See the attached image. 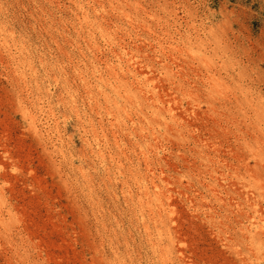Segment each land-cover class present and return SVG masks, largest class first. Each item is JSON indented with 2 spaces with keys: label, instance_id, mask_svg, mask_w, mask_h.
I'll list each match as a JSON object with an SVG mask.
<instances>
[{
  "label": "rangeland",
  "instance_id": "rangeland-1",
  "mask_svg": "<svg viewBox=\"0 0 264 264\" xmlns=\"http://www.w3.org/2000/svg\"><path fill=\"white\" fill-rule=\"evenodd\" d=\"M86 1L0 0V22L27 43L38 69L16 70L0 47V264H264V0ZM122 46L138 73L117 70L139 99L126 111L136 119L160 109L149 102L152 93L140 99L138 80H148L159 98L177 100L179 122L152 120L141 132L129 121L128 130L115 131L118 147L105 121L103 149L121 160L119 171L107 156L81 154L75 111L58 100L62 71L45 70L38 58L45 53L53 63L73 54L103 69L82 70L86 76L113 81L104 60L115 61ZM37 85L49 92L44 110L53 102L59 132L31 103ZM140 177L164 188L166 208L153 204L149 214V206L124 200L123 182L136 195Z\"/></svg>",
  "mask_w": 264,
  "mask_h": 264
},
{
  "label": "bare ground",
  "instance_id": "bare-ground-1",
  "mask_svg": "<svg viewBox=\"0 0 264 264\" xmlns=\"http://www.w3.org/2000/svg\"><path fill=\"white\" fill-rule=\"evenodd\" d=\"M84 1V0H83ZM86 1V0H85ZM95 1V0H94ZM98 1V0H97ZM79 2V1H78ZM88 2V1H86ZM75 3V2H74ZM97 3V2H96ZM76 4V3H75ZM100 4V3H99ZM78 10H83V7L80 6V4H78ZM84 6V5H83ZM90 6V4L88 5V7ZM100 5H98L99 7ZM103 5L101 4V8ZM114 6V5H113ZM112 7V6H111ZM77 8V7H76ZM105 8V7H104ZM113 8V7H112ZM123 8V7H122ZM92 9H94L96 12L98 11L97 10V7L92 5ZM114 9V8H113ZM84 10H85V7H84ZM104 10V9H103ZM88 11V10H87ZM94 11V12H95ZM102 11V10H101ZM120 11H123V10H120ZM74 12V11H73ZM125 11H123L124 13ZM102 13V12H101ZM119 13V11H118ZM123 13L121 15H123ZM126 14V13H125ZM124 14V15H125ZM128 14V13H127ZM123 15V16H124ZM102 16V15H101ZM124 17H127L126 15ZM77 18H80V19H83L84 23L85 24H91L93 23L92 20H90V14L88 15L87 12H78L77 14ZM128 18V17H127ZM93 19V18H92ZM130 19V18H129ZM38 22H39V19H38ZM82 22V21H81ZM81 24V23H80ZM79 25V24H78ZM44 26V25H43ZM86 27V26H85ZM76 29V28H75ZM49 30V29H48ZM102 31V30H101ZM39 32V31H38ZM52 32V31H51ZM47 33V32H46ZM109 35V33H108ZM55 37V36H54ZM105 37V36H104ZM103 37V38H104ZM110 38V37H109ZM40 40V39H39ZM89 40L91 41V44L96 47L97 46V41L94 37H91L89 38ZM113 40H116L114 39L113 37ZM108 41V39H107ZM111 41V40H110ZM52 42V45L54 44L55 47L57 48L58 52L61 53V51L59 50L58 47H60L58 45V40H56L55 38H53L51 40ZM113 42V41H112ZM29 43V42H28ZM114 43V42H113ZM49 45V44H48ZM111 46V45H110ZM0 47L4 50V52L8 55V57H10L12 60H14L16 62V65H17V68L16 70H38L37 69V65H36V57L34 58L31 53H30V50H29V47L27 46V43H25L24 41H19L18 40V37H16V35L14 34V32H11V30H9L5 25H3V23L0 22ZM115 47V45H114ZM113 48V47H112ZM77 52V51H76ZM98 52V51H97ZM37 53V52H36ZM115 55H116V60H110V59H105L104 60V70H108L107 73L109 76H111L112 78H114L113 81H110V80H106L104 79L103 77V74H98V75H95L94 78H90V76H86L84 72H82V70H103L101 68H98L96 67L95 65H92L91 67H87V65L83 64V60L80 61V60H76L77 58L73 56V54H66L67 55V61L69 63V65L66 64V60L62 61L59 60V59H56V61H54L53 63H49V59L46 57L45 53L44 54H40L39 55V58H38V62L41 63V65L43 66V68L45 70H61L62 71V77L61 78V81H58L57 79V83H61V87L59 89V92L57 95L59 97V101L61 102H64L66 104H68V106L70 107L71 110L75 111L74 113L76 114L77 116V123H78V127L79 129L81 130V134H82V137L83 138V144H84V151L82 150L81 154L84 156V158H86V154L88 153L89 154V151L90 153L94 156V157H100L102 160L106 159V156L109 157L110 159H112V162L113 163H117L120 159H118L117 155L115 158L114 156H112L111 153L109 154H106V151L103 149V146L104 144L107 142L105 140H107L106 135L104 136H100V132H103L105 131V121H108L110 126H111V129L113 130V135L115 136V145H117L118 147L120 146L119 144V141L116 137V134L117 132H115L116 130H118L119 128L121 129L122 126H125L124 127V131L125 130H128L127 127V123L130 121L132 122L133 124L132 125H138L139 126V130L141 132H145L146 131V124L145 123H153L151 122L152 120H156V121H159V123L163 122V124H171L174 122L177 124V121L179 120V118L177 119L176 117L178 116H174V112L175 110L173 109V106H172V103H174V105L178 104L175 102H177V100L175 101L174 98H172L174 101H172V99L168 100V101H165L162 97L159 98L158 96V93H155L153 91V89L148 85V80H138V84L139 85H142L143 86H140V91H139V88L137 89L136 87L134 89H136L137 91H139V94L142 93L143 96L144 94L146 95H149L150 93H152L151 95V100L152 101H149L151 103L156 104V106L158 105H161V107L165 106L166 107H160V109L156 108L154 109V111H152V117H148L149 114L151 113V111L149 112V114H147L146 116V113L145 115H142L141 114H138L137 111L136 113L138 115L136 116H139L137 117L136 119L134 117L131 116V114H129L127 111H126V108H127V102L131 101L132 100V97L135 96V93L133 94V96H131V91L130 89L131 88H126L122 82L120 80H118V75L120 73L117 72V70L121 71L123 74L128 72L129 74H132V78H135L137 79V74L136 72H133L135 69L132 65V62L136 61L134 60L135 58V55L133 54V52H130L127 50L126 47L122 46L120 48H117V50L114 51ZM79 55V54H78ZM54 56V55H53ZM38 57V56H37ZM100 57V55H99ZM95 58V57H94ZM207 60V59H206ZM85 61V60H84ZM99 61V60H98ZM21 65V66H20ZM63 70H74V75L76 78L74 79H69V77L67 76V72L66 71H63ZM137 70V69H136ZM97 73V72H96ZM103 73V72H102ZM90 74V73H89ZM128 74V75H129ZM107 75V74H106ZM141 78V77H140ZM56 79L54 78V81ZM135 81V80H134ZM148 82V83H147ZM153 82V81H152ZM147 83V84H146ZM23 84H26V83H23ZM150 84V83H149ZM154 84V83H153ZM152 84V85H153ZM28 85L30 84H27L26 86L28 87ZM137 85V84H136ZM129 87V86H128ZM132 87V86H131ZM26 88V87H25ZM47 88V87H46ZM44 88V89H46ZM155 88V87H154ZM49 89V88H48ZM80 89L84 91V96H82V94H80ZM157 89V87L155 88V90ZM27 90H29V88H27ZM36 98H30L31 103L33 104V107L34 108H37L39 109L40 113L43 112L44 113V109L46 108L45 106V101H43L44 98H46L45 96L46 95H49V92L46 91V94L44 95V90H43V87L41 85H37L36 87ZM47 90V89H46ZM49 91V90H48ZM53 91V90H52ZM134 91V90H132ZM157 91V90H156ZM31 93V92H30ZM53 93V92H52ZM164 93H162L163 95ZM30 95V94H29ZM165 95V94H164ZM163 95V96H164ZM141 96V94L139 95ZM32 97V95H31ZM82 98V102L84 101V104H86V106L88 108H86L87 110H84L83 112L80 110L79 108V102L80 100H78V98ZM136 97V96H135ZM56 98V97H55ZM137 98V97H136ZM142 98V96L140 97V99ZM167 98V97H166ZM168 98H170L168 96ZM47 99V98H46ZM85 99V100H83ZM144 99V97H143ZM136 100V99H135ZM135 100H133L132 102H134ZM137 100L139 101V99L137 98ZM150 100V99H149ZM58 101V102H59ZM137 101V103H138ZM141 101V100H140ZM146 102V100H144ZM143 102V101H141ZM143 102V103H145ZM52 103L53 102H48V110L45 111L47 113H49L51 116L50 118L52 119L53 121V124H54V127H53V130L56 131V132H59V127H58V120H57V116L55 114V111H54V108L52 106ZM136 103V101H135ZM58 104V103H57ZM82 104V103H81ZM80 104V105H81ZM140 104V103H139ZM147 103H145L144 105H146ZM151 104V105H153ZM131 105V104H130ZM129 105V106H130ZM148 105V104H147ZM146 105V106H147ZM133 105H131L132 107ZM82 107V106H81ZM141 107H144L142 106L141 104ZM149 108V105L147 106ZM145 108V107H144ZM166 108V109H165ZM150 110H152L151 108H149ZM163 109L165 112L167 110V113H164ZM128 110H130L128 108ZM132 110V109H131ZM130 110V111H131ZM136 111V110H135ZM144 111V110H143ZM142 112V111H141ZM145 112V111H144ZM42 113V114H43ZM131 113V112H130ZM134 113V112H133ZM143 113V112H142ZM48 115V114H47ZM97 115V117L95 118V116ZM151 116V115H150ZM47 120V119H46ZM49 120V119H48ZM161 121V122H160ZM33 122V121H32ZM179 122V121H178ZM156 123V122H155ZM34 124V122H33ZM131 124V123H130ZM149 124V125H150ZM172 124V125H173ZM158 125V124H156ZM52 126V125H51ZM151 126V125H150ZM168 126V125H167ZM129 127H134V126H129ZM159 127H162V126H159L158 125V128ZM164 129L166 126H163ZM176 127V125H175ZM107 128V127H106ZM110 128V127H109ZM149 128V127H148ZM153 128V127H152ZM50 129V128H49ZM166 129H168V127H166ZM149 130V129H148ZM131 131V130H130ZM136 130L134 129V132ZM159 131V130H158ZM157 131V136L158 134H160L159 132ZM91 132V138L89 137V133ZM148 132V131H146ZM120 133V132H119ZM138 133V131H137ZM111 134V133H109ZM131 134L130 132H128V135ZM149 134V133H148ZM152 135V131L150 133ZM153 134H156V133H153ZM119 136V134H118ZM126 136H127V133H126ZM140 136V135H139ZM156 135H154L153 137H155ZM121 137V136H120ZM128 137V136H127ZM105 138V139H103ZM152 138V137H151ZM114 139V138H113ZM142 139V138H141ZM123 141V140H122ZM133 141V140H132ZM151 141V140H150ZM144 142V141H143ZM145 145L147 144V141H145ZM93 143L95 145H93ZM109 143V142H108ZM131 143V142H130ZM135 143V142H134ZM150 146V143L148 142V144ZM124 146V145H123ZM135 147V145H133ZM138 146V144H137ZM136 146V147H137ZM148 146V147H149ZM83 147V146H82ZM142 147V146H141ZM138 148V147H137ZM156 148V147H155ZM108 149V148H107ZM122 149V148H120ZM119 149V150H120ZM125 148H123L122 150H124ZM135 149V148H133ZM143 149V148H142ZM145 149H148V148H145ZM89 150V151H88ZM129 150V149H128ZM152 150V148L150 149V151ZM153 150H155L153 148ZM130 151V150H129ZM142 151V150H141ZM157 151V148L156 150ZM113 152V151H112ZM116 152V151H115ZM132 152V150H131ZM147 152V151H146ZM148 152H149V149H148ZM152 152V151H151ZM120 153H123L120 152ZM125 153V152H124ZM129 153V152H128ZM127 153V154H128ZM138 153V152H137ZM143 153V156L141 157V159L144 158V163H146L147 165L149 164L148 162V158H147V155L145 154V152H141ZM153 153V152H152ZM151 153V154H152ZM156 153V152H154ZM153 153V154H154ZM126 154V155H127ZM132 154V153H131ZM135 154V153H134ZM140 154V153H139ZM150 154V155H151ZM152 154V155H153ZM149 155V156H150ZM122 156V155H121ZM129 157V156H128ZM137 158L135 159H138V156H136ZM124 159V158H123ZM133 159V158H132ZM131 159V161H132ZM91 160V159H90ZM140 160V159H139ZM121 161V160H120ZM119 161V162H120ZM130 161V160H129ZM137 161V160H136ZM150 161V160H149ZM112 162L109 163L112 165ZM124 162V161H123ZM135 162V161H134ZM143 162V161H142ZM132 163V162H131ZM118 164V163H117ZM121 164V163H120ZM118 164V170H122V165ZM99 165H102V164H99ZM133 165V164H132ZM135 165V164H134ZM81 167V166H79ZM78 167V168H79ZM84 167V166H83ZM82 167V168H83ZM106 167V166H105ZM111 167V166H109ZM107 167V168H109ZM144 167V166H143ZM149 167V166H148ZM152 167V164L149 168V172H152L150 171ZM95 168V167H94ZM93 168V169H94ZM115 168V167H114ZM139 168V167H138ZM81 169V168H80ZM79 169V170H80ZM106 169V168H105ZM116 169V168H115ZM126 169V168H125ZM143 169V168H142ZM145 169V167H144ZM84 171V170H83ZM108 171V170H107ZM124 171V170H123ZM122 171V172H123ZM148 171V170H147ZM113 172V171H112ZM121 172V173H122ZM137 171H135L136 173ZM155 172V170L153 171ZM103 173V172H102ZM101 173V174H102ZM120 173V176H123L121 175ZM130 173V172H129ZM133 173V172H132ZM146 173V172H145ZM82 174V172H81ZM88 174V173H87ZM103 175V174H102ZM106 175V174H105ZM114 175V174H113ZM133 175V174H132ZM149 175V174H148ZM81 176V175H80ZM108 176V175H107ZM136 175H134L132 178H134ZM138 176V175H137ZM136 176V177H137ZM141 176V175H140ZM155 175H153L154 177ZM157 176V175H156ZM156 176H155V179H156ZM82 177V176H81ZM88 177V176H86ZM91 177V175H90ZM106 177V176H105ZM126 177V176H125ZM129 177V176H128ZM149 177V176H148ZM103 178V177H102ZM101 178V179H102ZM138 178V177H137ZM136 178V179H137ZM146 178V176H145ZM158 178V177H157ZM91 179V178H90ZM108 179H109V176H108ZM151 179H152V176H151ZM104 180V179H103ZM102 180V181H103ZM107 180V179H106ZM110 180V179H109ZM133 180V179H132ZM145 180L144 178L142 179L140 177V179L137 180V185H138V191H137V194L135 195L131 189H128V190H125L124 188H126V182H123V191H124V194H125V197H124V200L127 202V203H131L133 205H138L141 207V209L145 208L146 206H149L148 208L149 209V214L153 211V207L154 205L157 206V208L159 209L161 207V210H163V208L165 207V204L164 207L162 208V201H164V194H163V190L162 188H160L159 185H157L155 182H153L151 180V182H149L151 184V187L148 186V182L146 181V183L143 181ZM135 181V179L133 180ZM150 181V180H149ZM89 182V181H88ZM93 182V181H92ZM122 182V181H121ZM136 182V181H135ZM111 183V182H110ZM120 183V182H119ZM105 186V185H104ZM121 186V183L119 185V187ZM136 186V185H135ZM165 186V185H164ZM129 187V186H127ZM92 188V187H91ZM137 188V187H136ZM164 189V188H163ZM110 190V189H109ZM166 191L165 193H168L167 192V189L164 190ZM114 192V190H113ZM112 193V192H111ZM170 193V192H169ZM116 197V196H115ZM123 197V196H122ZM168 199L170 197H167ZM166 199V198H165ZM167 201V199H166ZM154 204V205H153ZM153 206V207H152ZM139 208V207H138ZM147 208V210H148ZM156 208V209H157ZM166 208V207H165ZM133 209V208H132ZM137 209V208H136ZM140 209V210H141ZM155 209V208H154ZM157 209V210H158ZM145 210V209H144ZM169 210V209H168ZM166 210V211H168ZM134 211V210H133ZM151 211V212H150ZM159 211V210H158ZM157 211V212H158ZM165 211V212H166ZM170 211V210H169ZM173 212V211H171ZM139 213V212H138ZM137 213V214H138ZM152 213L155 214V212L153 211ZM163 213V212H162ZM148 214V212H147ZM146 214V215H147ZM170 214V213H169ZM168 214V215H169ZM153 215V214H152ZM151 215V217H153ZM159 215V214H158ZM150 216V215H149ZM160 216V215H159ZM144 217V216H143ZM142 217V218H143ZM148 217V216H147ZM161 217V216H160ZM145 222V221H144ZM143 222V223H144ZM142 223V225H144ZM147 225V224H145ZM148 226V225H147ZM148 229V228H147ZM149 230V229H148ZM148 232V231H147ZM151 240V239H150ZM151 242V241H150ZM153 245V243H152ZM150 245V246H152ZM154 246V245H153ZM160 246V245H159ZM156 247V246H155Z\"/></svg>",
  "mask_w": 264,
  "mask_h": 264
}]
</instances>
